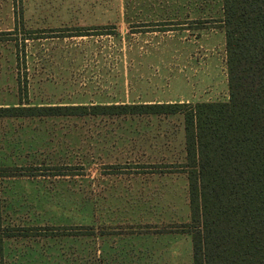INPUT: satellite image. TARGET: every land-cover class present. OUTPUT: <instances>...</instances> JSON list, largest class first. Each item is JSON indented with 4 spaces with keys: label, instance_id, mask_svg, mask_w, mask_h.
<instances>
[{
    "label": "rangeland",
    "instance_id": "374dc122",
    "mask_svg": "<svg viewBox=\"0 0 264 264\" xmlns=\"http://www.w3.org/2000/svg\"><path fill=\"white\" fill-rule=\"evenodd\" d=\"M222 17V0H0V107L226 101ZM184 157L179 114L0 117L17 173L0 264H192L190 234L163 233L188 221L186 177L156 173Z\"/></svg>",
    "mask_w": 264,
    "mask_h": 264
},
{
    "label": "trees",
    "instance_id": "16d2710c",
    "mask_svg": "<svg viewBox=\"0 0 264 264\" xmlns=\"http://www.w3.org/2000/svg\"><path fill=\"white\" fill-rule=\"evenodd\" d=\"M222 10L226 101L20 104L0 107V117L181 115L184 160L156 173L185 175L189 218L163 233L190 234L192 264H264V0H222Z\"/></svg>",
    "mask_w": 264,
    "mask_h": 264
}]
</instances>
